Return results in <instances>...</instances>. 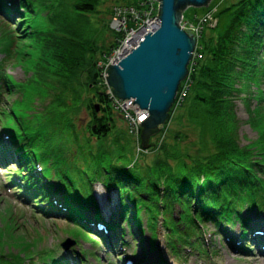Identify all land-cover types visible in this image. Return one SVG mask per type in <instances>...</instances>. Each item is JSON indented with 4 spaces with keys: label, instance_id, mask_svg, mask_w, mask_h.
Listing matches in <instances>:
<instances>
[{
    "label": "trees",
    "instance_id": "16d2710c",
    "mask_svg": "<svg viewBox=\"0 0 264 264\" xmlns=\"http://www.w3.org/2000/svg\"><path fill=\"white\" fill-rule=\"evenodd\" d=\"M12 3L14 6L0 0V11L8 20L14 10L21 30L16 32L0 17L3 51L7 47L11 51L17 41L27 44L33 38L27 47L34 50V59L26 69L25 81L16 82L0 74V162L12 153L19 156L23 172L16 176L24 180L20 188L24 195L34 203L41 199L47 204L46 215L61 213L79 227L80 235H89L91 223L104 224L111 232L100 233L107 246L127 232L139 241L147 228L154 250L160 217L174 253L202 239V229L208 225L224 236L239 225L246 239L253 231L249 214L264 211V152L238 143L241 122L235 104L237 95H243L249 113L253 89L264 94V0H213L202 15L195 11L194 18L189 19L199 25L208 12L214 11L216 24L203 26L187 90L183 85L180 88L187 92L176 110L182 107L183 111L175 114V119L177 127L184 126L186 133L176 129L167 134L150 162L130 167L116 160L102 168L106 174L103 180L87 179L91 189L95 182L108 190L118 188V211L109 221L101 215L93 189L90 195H83L70 179L48 173L49 168L35 157L30 145L42 136L51 114L61 118L72 114L77 119L83 109L88 114L86 130L91 138L106 140L110 135L116 112L99 63L123 38V33L110 26L114 8L122 9L129 18L133 8L137 13L143 9L142 0ZM8 56L0 62V69ZM15 93L20 98L9 110L3 108L1 98ZM36 101L44 105L39 114ZM191 128L197 131L195 142L189 141L187 131ZM200 139L204 144L201 148L197 143ZM37 163L43 166L42 175L36 172ZM87 208H93L95 215H87ZM247 245H243L244 250ZM141 260L145 262V257ZM50 264L68 262L63 257Z\"/></svg>",
    "mask_w": 264,
    "mask_h": 264
},
{
    "label": "rangeland",
    "instance_id": "374dc122",
    "mask_svg": "<svg viewBox=\"0 0 264 264\" xmlns=\"http://www.w3.org/2000/svg\"><path fill=\"white\" fill-rule=\"evenodd\" d=\"M5 1L9 5L14 6L13 0ZM151 2L153 15L157 16L156 22L159 23V2L157 0H151ZM205 8L188 7L183 14L185 16L183 23L187 24V19L192 20L195 11L202 15ZM13 11L8 20L5 19L1 11L0 17L9 23L11 27L15 28L16 32H19L21 30L20 18ZM115 22L116 16L111 21L113 29H115L114 27H119V22L117 24ZM32 40L33 38L27 40V44L17 41L12 44L11 51L9 47L3 51L5 42L0 35V60L3 56L9 55L4 62V68L0 69L2 76L3 74L9 76L13 81L17 80L16 82L26 80V69L32 65L34 59V50L27 47ZM118 51L116 50V53L110 54L108 61L104 64V66L108 64L104 73L106 78L109 65L119 64L121 61H118V63L112 62L113 58L111 57H114ZM1 70L5 73H2ZM262 89L264 90V85ZM253 91L255 95L251 100L252 107L249 109V113L247 102L242 99L243 95H237L235 111L241 122L237 141L241 145H250L254 149L264 152V94H262V90L258 91L256 88ZM17 98H20V95L16 93L8 97H2L3 108L9 110ZM36 106L39 114L44 105L40 101H36ZM182 111L183 108L181 107L175 114L179 115ZM175 114L170 121L168 135L176 129L186 133L184 126L177 127L178 119H175ZM249 116H251V119H249ZM0 117L3 118L1 115ZM1 118L0 124L2 123ZM88 121V114L84 109L79 113L77 119L72 114L62 118L51 114L48 119V127L42 136L30 145V150L35 157L42 160L49 168L48 173L50 172L54 176L57 175L59 178L66 177L65 179H70L74 183V188L83 195H90L92 192L90 184L87 182L88 178L95 177L96 180H103V174L106 175L102 169L103 167L108 168V164L115 163L116 160L120 164L129 165L137 157V139L135 140L134 136L128 132L126 123L117 114L114 116L115 126L109 138L98 142L99 145L108 149L106 154L103 153L104 149H96L97 141L95 139H90V135L86 130ZM196 132L192 128L187 131L190 142L198 140ZM1 133L0 129V138L2 136ZM158 138V134L153 135L151 142H156ZM3 140H7L6 137H3ZM20 142L23 145V142ZM197 143L199 148L204 145L201 139ZM154 156L155 153L147 155L143 161L150 162ZM141 159L142 157L138 164H140ZM105 160L106 163L104 162ZM18 165V156L14 155L8 160L4 166L5 168L0 169V264H50L57 258L58 253L62 254L63 252L62 248L58 252L57 246L68 238L76 242L67 251L70 264H124V259L129 256L136 257L137 264H143L139 262L141 256L146 258L147 262L144 264H152V261L156 262L160 259L168 262L176 260L182 263L184 261L186 264H264V256L260 254V251L254 245L253 233H250L247 238L248 241L253 242H251V252L245 255L237 249L238 246L236 244L227 243L211 225L204 229L205 234L202 239L204 246L202 247L206 250L205 253L202 251L197 252L189 245V247L185 248L187 251L184 250L183 252V249L180 250L177 254L179 257L174 256L168 248L167 233L161 223H159L157 228L158 241L156 251H152L150 248L151 233L149 231H146L139 241L131 240L126 249L120 247L123 242L122 237L119 236L116 239V243L108 248L99 236L96 237V235H99L98 232H101L97 227H93V234H91L95 241L87 235H80L75 228L76 226L64 220L61 213L51 212L50 217H45L41 212L48 211V205L41 202V199L38 200V203H34L32 198L24 196L23 201H20L21 196L18 195V189H16L15 184L7 185L5 183L14 171L16 173L20 171ZM20 172L22 173L23 171ZM19 183L22 182L20 181ZM93 189L103 217L110 220L111 216L118 211V191L114 190V193L107 191L98 183L93 185ZM36 204H43L44 206L43 208L34 209ZM108 210L110 214L107 215ZM94 212L93 208H87L86 210L88 215ZM249 217L253 221L254 230H259L264 226V211L251 213ZM124 226L126 228V223H124ZM231 230L237 233L240 230V226L236 225ZM74 237L83 241L80 240V243H77ZM130 238L133 239L128 234L126 239L130 240ZM82 250H84V254L88 259L83 257Z\"/></svg>",
    "mask_w": 264,
    "mask_h": 264
},
{
    "label": "water",
    "instance_id": "95a60500",
    "mask_svg": "<svg viewBox=\"0 0 264 264\" xmlns=\"http://www.w3.org/2000/svg\"><path fill=\"white\" fill-rule=\"evenodd\" d=\"M159 25L147 33L119 64H110L106 83L114 97L132 100L148 111L142 124V147L169 118L182 81L189 75V65L196 49L197 37L193 28L182 26L188 7H208L213 0H157ZM133 104V103H132ZM99 111L98 106L96 107ZM73 246L71 240L62 244ZM133 258L128 263H134Z\"/></svg>",
    "mask_w": 264,
    "mask_h": 264
},
{
    "label": "built area",
    "instance_id": "2783aa9c",
    "mask_svg": "<svg viewBox=\"0 0 264 264\" xmlns=\"http://www.w3.org/2000/svg\"><path fill=\"white\" fill-rule=\"evenodd\" d=\"M151 4H152L151 0H142V5H144L142 12L136 13L135 11L132 10L131 11L132 14H130L131 17H129V18L126 17L125 11H123L120 8L116 9V22L115 23L117 24V22H119V27H115V28L118 30H125L127 32L125 40L121 43V46L117 49V51L119 49L121 50V48H124L127 45H130L129 47L131 48V50L134 49L138 45L142 34H144L146 32V30L149 29L148 25L151 24L153 21L156 22L157 16L153 15V7L151 6ZM213 13H214V11L206 14L205 17L203 18L202 22L199 25L190 24L187 26L183 25V27L193 28L195 31V34L199 35L201 33L204 25H213L216 22V20L213 17ZM127 20H130L131 22L135 23L136 27L128 30V27H127L128 21ZM157 24L159 25V23H157ZM129 31H131V32L129 33ZM142 31H143V33H141ZM138 32H139V34L135 35ZM120 50L118 51V53L114 57L113 56L111 57V58H113L112 61L120 53ZM115 53H116V51H115ZM185 96H186V91L181 93L180 99H183ZM132 103H133V100H129V101H123L119 104H120V107L122 108V110L124 112H126L127 116H129V118L132 117V120H133V116H131L130 113L128 112L132 108H135L134 104H132ZM143 114H145V112L140 111V109L136 111V118H134V122L136 124L140 123V121L138 119H139V116H142Z\"/></svg>",
    "mask_w": 264,
    "mask_h": 264
},
{
    "label": "bare ground",
    "instance_id": "6f19581e",
    "mask_svg": "<svg viewBox=\"0 0 264 264\" xmlns=\"http://www.w3.org/2000/svg\"><path fill=\"white\" fill-rule=\"evenodd\" d=\"M157 26H158V24H157L155 21H153L151 24H149V25H148L149 29L146 30V32H145L144 34H142L141 39H142L147 33H149V32H153ZM137 34H139V32L136 33L135 35H137ZM129 46H130V45H127L126 47L121 48L120 53L116 56V58H115L112 62H114V63H115V62L118 63V61L122 60V58L124 57L125 54H127L128 52H131L132 50H131V48H130ZM140 111H142V112H144V111L148 112L147 110H143V109H140ZM99 192H100V191H99ZM100 193L102 194V192H100ZM101 194H100V195H101ZM108 214H110V213H109V210L107 211V215H108ZM109 217H110V216H109ZM111 217H112V216H111Z\"/></svg>",
    "mask_w": 264,
    "mask_h": 264
}]
</instances>
